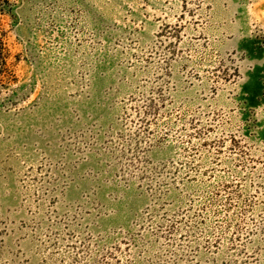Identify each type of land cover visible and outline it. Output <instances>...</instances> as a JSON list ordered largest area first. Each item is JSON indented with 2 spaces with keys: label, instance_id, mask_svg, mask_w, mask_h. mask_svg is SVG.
<instances>
[{
  "label": "rangeland",
  "instance_id": "374dc122",
  "mask_svg": "<svg viewBox=\"0 0 264 264\" xmlns=\"http://www.w3.org/2000/svg\"><path fill=\"white\" fill-rule=\"evenodd\" d=\"M7 1L0 264H264V0Z\"/></svg>",
  "mask_w": 264,
  "mask_h": 264
},
{
  "label": "trees",
  "instance_id": "16d2710c",
  "mask_svg": "<svg viewBox=\"0 0 264 264\" xmlns=\"http://www.w3.org/2000/svg\"><path fill=\"white\" fill-rule=\"evenodd\" d=\"M4 2H5V3H8V1H7V0H3V4H4ZM133 161H134V160H133Z\"/></svg>",
  "mask_w": 264,
  "mask_h": 264
}]
</instances>
